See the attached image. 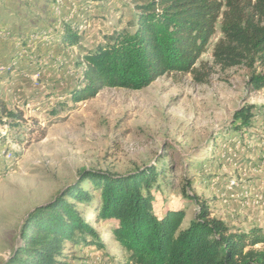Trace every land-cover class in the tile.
I'll use <instances>...</instances> for the list:
<instances>
[{
    "label": "rangeland",
    "instance_id": "1",
    "mask_svg": "<svg viewBox=\"0 0 264 264\" xmlns=\"http://www.w3.org/2000/svg\"><path fill=\"white\" fill-rule=\"evenodd\" d=\"M251 3L255 23L264 25ZM136 11L135 0H0V98L9 113H23L15 121L0 111V264L23 249L30 215L69 188L79 185L93 200L67 198L68 204L88 211V220L97 213L101 190L80 180L82 170L120 175L156 167L157 217L182 209L183 227L189 225L198 196L230 230L264 229V87L251 84L264 75V59L217 63L221 21L193 72L164 74L140 90L104 88L73 102L72 91L83 85L78 57L114 33L133 31ZM66 25L77 31V45L61 42ZM243 107L252 108L253 124L239 130L232 121ZM115 225L97 226L105 247L66 241L59 259L127 264V252L109 239ZM254 249L264 251V242Z\"/></svg>",
    "mask_w": 264,
    "mask_h": 264
},
{
    "label": "trees",
    "instance_id": "2",
    "mask_svg": "<svg viewBox=\"0 0 264 264\" xmlns=\"http://www.w3.org/2000/svg\"><path fill=\"white\" fill-rule=\"evenodd\" d=\"M135 2L133 31L114 33L105 45L78 57L79 65L84 66L83 85L72 91L73 102L94 98L104 88L140 90L164 74L193 72L220 21L225 39L214 49L217 63L236 65L254 55L264 59V25L255 23L249 11L252 0ZM253 9H259L264 19V0H256ZM79 41L77 31L64 26L61 42L73 46ZM251 84L254 89L264 87V75L252 77ZM251 109L236 111L232 122L237 129L253 124ZM0 111L16 116L9 113L2 98ZM22 118L20 112L14 119ZM160 174L156 167L120 175L82 170L80 180L89 179L101 190L97 213L88 220V211L77 210L76 203L68 204L67 198L84 205L93 200L79 185L69 188L66 196L30 215L23 249L10 264H68L59 259L65 258L64 243L105 247L97 226L108 220L117 221L110 228L109 239L127 252V264H264V251L254 249L264 242V229L232 231L222 219L211 215L198 196H194L198 212L189 225L183 227L186 213L182 209L157 217L151 189Z\"/></svg>",
    "mask_w": 264,
    "mask_h": 264
}]
</instances>
